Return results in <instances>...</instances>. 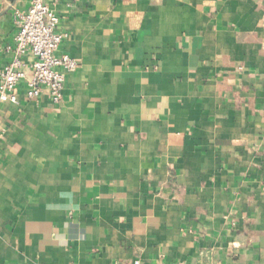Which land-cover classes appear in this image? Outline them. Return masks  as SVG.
Instances as JSON below:
<instances>
[{
    "label": "crops",
    "instance_id": "0c3cea01",
    "mask_svg": "<svg viewBox=\"0 0 264 264\" xmlns=\"http://www.w3.org/2000/svg\"><path fill=\"white\" fill-rule=\"evenodd\" d=\"M51 8L76 66L0 102V264H264V0Z\"/></svg>",
    "mask_w": 264,
    "mask_h": 264
},
{
    "label": "built area",
    "instance_id": "2783aa9c",
    "mask_svg": "<svg viewBox=\"0 0 264 264\" xmlns=\"http://www.w3.org/2000/svg\"><path fill=\"white\" fill-rule=\"evenodd\" d=\"M57 1L28 0L25 10L16 11V32L6 46L11 58L0 68V102L16 104L20 85L29 100L45 92L53 103L61 102L65 76L75 69L76 61L68 54L55 55L66 36L58 29L59 17L51 8Z\"/></svg>",
    "mask_w": 264,
    "mask_h": 264
}]
</instances>
